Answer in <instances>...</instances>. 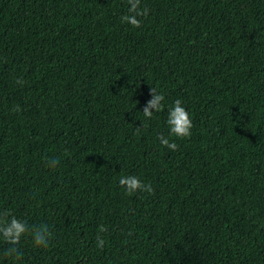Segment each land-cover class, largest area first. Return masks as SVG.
Instances as JSON below:
<instances>
[{
  "label": "trees",
  "instance_id": "1",
  "mask_svg": "<svg viewBox=\"0 0 264 264\" xmlns=\"http://www.w3.org/2000/svg\"><path fill=\"white\" fill-rule=\"evenodd\" d=\"M129 7L0 0V212L53 234L18 261L0 238V264H264V0H141L139 28Z\"/></svg>",
  "mask_w": 264,
  "mask_h": 264
},
{
  "label": "clouds",
  "instance_id": "2",
  "mask_svg": "<svg viewBox=\"0 0 264 264\" xmlns=\"http://www.w3.org/2000/svg\"><path fill=\"white\" fill-rule=\"evenodd\" d=\"M127 3L130 7L128 8L127 14L121 17L122 22L131 25L133 28L141 27L142 20L140 18H146L149 15V9L147 7H141V0H127ZM16 83L22 85L24 82L23 80H17ZM151 93L153 98L148 101L142 111L144 117L148 120L153 118L154 113L163 110V101H165V96L162 93H158L155 88L151 87ZM167 124L171 136L181 139L191 136V130L193 128L192 118L190 113L184 106H182V101L180 99H177L174 106L169 108ZM144 125L145 121H142V126ZM137 131H139V127L137 128ZM158 139L160 143L169 150H178L177 143L170 141L168 137L161 134L158 136ZM58 163V159L52 158L48 162V166L54 169ZM119 185L128 195L141 191L145 193H152L154 191L151 184H145L139 179V177L133 175L121 176L119 179ZM105 231H107V229L101 226L99 232L103 233ZM29 232H31L35 247L47 248L49 246L53 234L47 224L30 228L26 221L18 219L11 212L7 210L0 212V238H2L7 244L13 245V247L5 250V256L13 257L17 261L20 260L21 254L19 253V249L15 246L19 245L22 237ZM96 241L101 249L105 246V240L101 235H97Z\"/></svg>",
  "mask_w": 264,
  "mask_h": 264
}]
</instances>
